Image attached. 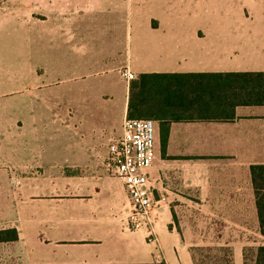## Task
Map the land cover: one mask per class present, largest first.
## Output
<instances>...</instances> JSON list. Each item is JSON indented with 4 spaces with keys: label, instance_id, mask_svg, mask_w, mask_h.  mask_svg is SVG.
I'll return each mask as SVG.
<instances>
[{
    "label": "crops",
    "instance_id": "obj_1",
    "mask_svg": "<svg viewBox=\"0 0 264 264\" xmlns=\"http://www.w3.org/2000/svg\"><path fill=\"white\" fill-rule=\"evenodd\" d=\"M125 72H264V0H0V231L19 235L0 264H195L199 225L232 235L233 264L264 245L250 173L264 165V106L172 122L166 157L156 122L155 239L130 229L106 168L128 118Z\"/></svg>",
    "mask_w": 264,
    "mask_h": 264
},
{
    "label": "trees",
    "instance_id": "obj_2",
    "mask_svg": "<svg viewBox=\"0 0 264 264\" xmlns=\"http://www.w3.org/2000/svg\"><path fill=\"white\" fill-rule=\"evenodd\" d=\"M241 106H264V72L143 74L130 83L128 118L152 119L160 125L162 155L166 157L172 122H229L236 118ZM256 198L259 231L264 237V165L250 169ZM16 229L0 231V244L14 243ZM192 255L198 264L195 251ZM220 264H233L230 248H221ZM244 249L245 264H264V245ZM150 264H167L165 261Z\"/></svg>",
    "mask_w": 264,
    "mask_h": 264
},
{
    "label": "built area",
    "instance_id": "obj_3",
    "mask_svg": "<svg viewBox=\"0 0 264 264\" xmlns=\"http://www.w3.org/2000/svg\"><path fill=\"white\" fill-rule=\"evenodd\" d=\"M124 77L128 81L135 79L129 72ZM122 129V135L109 145L106 168L124 183L128 192L130 229L148 230V242L153 243L159 202L151 190L148 171L156 160V122L126 118Z\"/></svg>",
    "mask_w": 264,
    "mask_h": 264
},
{
    "label": "rangeland",
    "instance_id": "obj_4",
    "mask_svg": "<svg viewBox=\"0 0 264 264\" xmlns=\"http://www.w3.org/2000/svg\"><path fill=\"white\" fill-rule=\"evenodd\" d=\"M230 5L226 4L224 10L228 11L231 9ZM238 7V6H236ZM250 7V6H249ZM252 8V7H251ZM141 9L146 10L148 9V6H141ZM138 13V7L134 8V14L137 15ZM241 13H248L247 8L241 7ZM124 30H125V24H123ZM129 27H131V24H129ZM18 42L19 38L17 39ZM16 50L15 53V64L17 67L23 66V61L25 60L24 54L22 53L23 50ZM2 58V56H1ZM13 60V59H12ZM11 60V61H12ZM10 61V62H11ZM132 82V81H131ZM172 206V205H171ZM195 236L193 237V240L196 242H189L193 244V249L199 248L198 251H195V256L197 258L198 264H220L219 258L223 256L222 252H219V249L221 248H230L232 250V245L227 246L226 244H230L232 242H226L231 239L232 235L227 233L226 231H223L220 229L219 226L215 228H210L207 225L198 226V231L194 232ZM247 239L252 240L254 238L253 231H250L247 233ZM218 241V242H215ZM245 249L251 250L250 253H248V258L252 257V248L246 247ZM237 255H236V262H237Z\"/></svg>",
    "mask_w": 264,
    "mask_h": 264
}]
</instances>
